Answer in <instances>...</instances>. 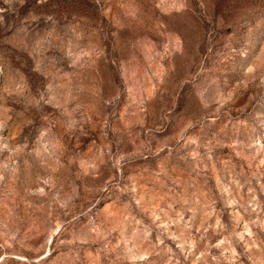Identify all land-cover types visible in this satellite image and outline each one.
Listing matches in <instances>:
<instances>
[{
	"label": "rangeland",
	"instance_id": "rangeland-1",
	"mask_svg": "<svg viewBox=\"0 0 264 264\" xmlns=\"http://www.w3.org/2000/svg\"><path fill=\"white\" fill-rule=\"evenodd\" d=\"M0 264H264V0H0Z\"/></svg>",
	"mask_w": 264,
	"mask_h": 264
}]
</instances>
